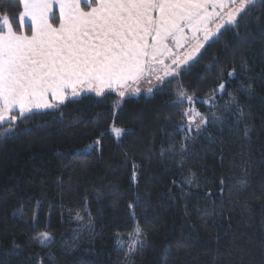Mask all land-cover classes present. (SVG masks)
Instances as JSON below:
<instances>
[{
	"label": "trees",
	"instance_id": "obj_1",
	"mask_svg": "<svg viewBox=\"0 0 264 264\" xmlns=\"http://www.w3.org/2000/svg\"><path fill=\"white\" fill-rule=\"evenodd\" d=\"M254 7L239 38L225 32L184 76V83L199 87L198 95L206 98L213 78L210 73L205 80L203 69L211 58L218 56L228 70L235 67L228 91L248 113L246 121L236 125L233 117L210 127L185 158L183 173L169 160L170 153L160 154L169 146L179 150L185 133L166 122L179 118L168 104L170 97L155 90L124 97L119 107L113 104L115 93L107 99L85 95L61 105L62 116L56 110H34L17 120L14 133L0 135V256L13 239L21 248L9 264H32L42 252L26 247L28 225L23 222L38 207L41 227L50 221L48 231L56 241L49 250L55 259L43 264H264V20L259 19L264 3L257 0ZM18 23L14 20V27ZM229 41V50L221 51ZM249 84L251 96L235 92ZM7 127L0 126V133ZM113 128L135 134L118 141ZM101 134L94 150L75 154ZM192 173L200 187L185 182ZM221 177H233L225 179L222 196ZM241 179L247 181L244 190ZM209 189L215 194L211 200L205 197ZM129 203L135 206L129 209ZM77 213L84 224L91 222L90 232L75 231ZM205 217H210L207 226ZM137 223L146 248L126 257L118 250V237L128 252L130 241L124 238Z\"/></svg>",
	"mask_w": 264,
	"mask_h": 264
},
{
	"label": "snow or ice",
	"instance_id": "obj_2",
	"mask_svg": "<svg viewBox=\"0 0 264 264\" xmlns=\"http://www.w3.org/2000/svg\"><path fill=\"white\" fill-rule=\"evenodd\" d=\"M255 4L256 0H0V126L8 125L0 135L14 133L17 120L25 118L26 113L35 114L34 110L45 114L56 110L62 116L60 106L84 93L105 99L115 93L118 100L113 104L119 107L127 85H137L135 91L139 92L138 85L147 82L149 93L155 90L170 97L168 104L179 119L174 123L169 118L166 122L185 133L179 150L174 146L160 149L161 156L170 153L169 160L183 173L185 158L210 127L233 117L236 125L246 121L248 113L236 95L228 91L236 76L235 67L228 70L218 56L211 58L203 69L205 80L210 73L213 78L207 85L206 98L198 95L199 87L186 85L184 76L213 44L220 43L225 32L232 31L239 38L242 22L246 17L251 22L249 13L255 11ZM57 7L58 15L54 10ZM26 18L31 21L29 32L24 31ZM16 19L19 23L14 27ZM259 19L264 20V15ZM230 47L231 42H226L221 51L227 52ZM235 92L251 96L253 87L241 86ZM217 99L222 102L217 103ZM196 104L208 107L201 112ZM112 131L118 141L135 134L132 129ZM102 135L75 154L94 150L101 144ZM196 175L192 173L185 182L200 187L194 181ZM232 178L219 179L221 196L225 179ZM239 183L242 190L246 189L245 179ZM173 184L182 187L176 181ZM213 195L210 189L205 193L208 200ZM134 206L128 205L129 209ZM19 215L23 219V209ZM131 216L135 219L134 213ZM209 218H204L205 226ZM75 219V231H91L90 221L84 224L78 213ZM23 222L28 225L26 247L42 249L32 264L55 259L49 251L56 243L55 235L48 231L50 221L41 227L38 207ZM143 235L137 223L124 238L125 242L130 241L128 252H123L124 245L118 237L119 252L126 257L141 255L146 248V241L140 239ZM20 248L13 239L9 251L0 256V264H9L11 258L20 254Z\"/></svg>",
	"mask_w": 264,
	"mask_h": 264
},
{
	"label": "rangeland",
	"instance_id": "obj_3",
	"mask_svg": "<svg viewBox=\"0 0 264 264\" xmlns=\"http://www.w3.org/2000/svg\"><path fill=\"white\" fill-rule=\"evenodd\" d=\"M257 1V0H256ZM157 71H159V68H157ZM153 84H155V80L153 79ZM139 89H140V91L139 92H136L135 91V89H136V87H137V85H135V84H132V85H130V86H128V87H126V95H125V97H130V98H133V97H139V96H141V95H143V94H145V93H149L148 91H147V89H148V87L150 86L147 82H141L139 85ZM93 95H95L94 93H93ZM76 99V98H75ZM197 106V105H196ZM205 106V108L207 109V105H204ZM197 108V107H196ZM199 111H201L199 108H197Z\"/></svg>",
	"mask_w": 264,
	"mask_h": 264
},
{
	"label": "crops",
	"instance_id": "obj_4",
	"mask_svg": "<svg viewBox=\"0 0 264 264\" xmlns=\"http://www.w3.org/2000/svg\"><path fill=\"white\" fill-rule=\"evenodd\" d=\"M54 10H55L56 13L58 14V7H57L56 9H54ZM30 24H31V21L28 20V19L26 18V19H25V23H24V27L27 26V25L30 26ZM130 85H132V84H129V85H127L126 87H128V86H130ZM85 95H93V93H84V94H82L80 97L85 96ZM80 97H71L70 100H73V99H75V98L78 99V98H80Z\"/></svg>",
	"mask_w": 264,
	"mask_h": 264
}]
</instances>
